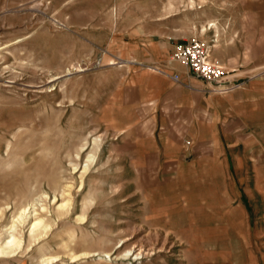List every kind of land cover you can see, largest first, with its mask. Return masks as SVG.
I'll return each mask as SVG.
<instances>
[{"label": "rangeland", "instance_id": "1", "mask_svg": "<svg viewBox=\"0 0 264 264\" xmlns=\"http://www.w3.org/2000/svg\"><path fill=\"white\" fill-rule=\"evenodd\" d=\"M232 1L0 0V264L210 263L204 219L165 215L127 158L117 89L141 43H209Z\"/></svg>", "mask_w": 264, "mask_h": 264}, {"label": "crops", "instance_id": "2", "mask_svg": "<svg viewBox=\"0 0 264 264\" xmlns=\"http://www.w3.org/2000/svg\"><path fill=\"white\" fill-rule=\"evenodd\" d=\"M224 4L207 41L235 90L212 92L172 41L141 43L117 89L135 111L117 139L165 215L204 219L209 264H264V0Z\"/></svg>", "mask_w": 264, "mask_h": 264}, {"label": "built area", "instance_id": "3", "mask_svg": "<svg viewBox=\"0 0 264 264\" xmlns=\"http://www.w3.org/2000/svg\"><path fill=\"white\" fill-rule=\"evenodd\" d=\"M172 58L190 68L198 78L211 84L212 92L225 94L238 86L227 81L230 73L214 61L212 46L203 39L191 38L187 42L178 43Z\"/></svg>", "mask_w": 264, "mask_h": 264}, {"label": "bare ground", "instance_id": "4", "mask_svg": "<svg viewBox=\"0 0 264 264\" xmlns=\"http://www.w3.org/2000/svg\"><path fill=\"white\" fill-rule=\"evenodd\" d=\"M90 160H91V158H90ZM87 170H88V165L87 166H85V168H84V171L85 172H87ZM64 204H66V205H64ZM60 208L61 209H63V208H65V209H67L66 208V206H67V202H65ZM70 207V206H69ZM30 209V208H29ZM59 209V208H58ZM64 211V210H63ZM29 213V211L27 210V209H24L23 211H22V215H21V219L22 220H24L23 219V217H25L26 216V213ZM65 212H67V210L65 211ZM69 212V211H68ZM67 212V213H68ZM66 213V214H67ZM62 215H64V214H62ZM34 219V218H33ZM20 220V219H19ZM20 224H21V222H20ZM48 226V225H47ZM46 225H45V222H44V220L43 219H41V218H37V220L36 221H34V223H33V225H32V228H31V234H33L34 235V233H36V231L37 230H40V229H48V227H47ZM16 226L14 225L13 227H12V229H14ZM39 234H41V233H39ZM10 235V234H9ZM43 235V234H42ZM32 236V235H31ZM38 236V235H37ZM35 237V236H34ZM40 237V236H39ZM35 239H36V237H35ZM21 247V242L14 236V235H12L11 236V238L4 244V246L3 247H0V257H7V256H9V257H14L15 256V253L18 251V249ZM52 260L50 259L49 260V262H51Z\"/></svg>", "mask_w": 264, "mask_h": 264}]
</instances>
